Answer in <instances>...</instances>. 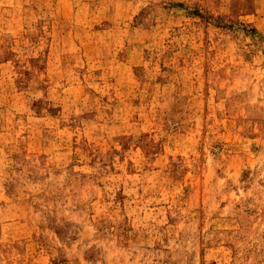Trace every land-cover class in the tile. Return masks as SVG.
Returning <instances> with one entry per match:
<instances>
[{
  "label": "rangeland",
  "instance_id": "374dc122",
  "mask_svg": "<svg viewBox=\"0 0 264 264\" xmlns=\"http://www.w3.org/2000/svg\"><path fill=\"white\" fill-rule=\"evenodd\" d=\"M0 264H264V0H0Z\"/></svg>",
  "mask_w": 264,
  "mask_h": 264
}]
</instances>
